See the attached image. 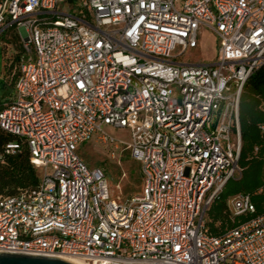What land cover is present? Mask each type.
Returning <instances> with one entry per match:
<instances>
[{
  "label": "built area",
  "instance_id": "obj_1",
  "mask_svg": "<svg viewBox=\"0 0 264 264\" xmlns=\"http://www.w3.org/2000/svg\"><path fill=\"white\" fill-rule=\"evenodd\" d=\"M8 31L22 55L0 129L17 141L0 165L25 151L39 181L0 195V253L264 264V214L217 237L204 219L240 175V99L264 65V0H0V37ZM205 31L214 60L183 61ZM109 128L129 130L121 143L140 164L141 192L124 202L78 154L96 137L118 148ZM228 205L255 212L249 195Z\"/></svg>",
  "mask_w": 264,
  "mask_h": 264
},
{
  "label": "trees",
  "instance_id": "obj_2",
  "mask_svg": "<svg viewBox=\"0 0 264 264\" xmlns=\"http://www.w3.org/2000/svg\"><path fill=\"white\" fill-rule=\"evenodd\" d=\"M8 41L12 42L3 47V89L0 93V111L8 103L14 92L17 78V66L22 55L20 40L14 31L4 34ZM3 35V36H4ZM5 43V42H4ZM239 119L242 136V150L239 156L240 178L228 181L223 189L211 202L205 221V233L208 236H220L226 231L234 229L243 222L264 214V193L253 195L252 175L246 168V153L259 143L258 129L264 127V65L256 70L244 85L239 108ZM17 141V138L6 134L0 129V150L7 143ZM39 171L29 160L24 151L20 155L7 158L4 165H0V195L13 196L19 191L33 189L39 181ZM243 194L249 195L255 212L248 215L235 217L227 210V199L231 196ZM228 212L234 217L229 219ZM219 224L216 227V224Z\"/></svg>",
  "mask_w": 264,
  "mask_h": 264
},
{
  "label": "rangeland",
  "instance_id": "obj_3",
  "mask_svg": "<svg viewBox=\"0 0 264 264\" xmlns=\"http://www.w3.org/2000/svg\"><path fill=\"white\" fill-rule=\"evenodd\" d=\"M0 41L12 45V42L8 41L5 35L0 37ZM216 51V36L209 31H205L200 37L198 50L191 53L187 52L182 57V60L195 63H209L214 60ZM3 58L4 50L0 47V93L4 87L2 82L4 73ZM106 132L116 140L118 148H115V144L103 143L96 137L90 142L81 145L78 154L90 169L100 168L105 172L109 184V195L113 198H119L124 202L129 198L139 195L141 192L140 164L130 158L125 145L121 143H128L130 141L128 129L115 130L109 128ZM226 204L228 210L229 205L228 203ZM210 206L205 211L204 219L206 222L208 221L207 212ZM228 215L229 219H234L230 212H228ZM218 226L219 224L217 223L216 227Z\"/></svg>",
  "mask_w": 264,
  "mask_h": 264
},
{
  "label": "crops",
  "instance_id": "obj_4",
  "mask_svg": "<svg viewBox=\"0 0 264 264\" xmlns=\"http://www.w3.org/2000/svg\"><path fill=\"white\" fill-rule=\"evenodd\" d=\"M239 131H240V140H241V150H242V136H241V126L239 119ZM258 138L259 143L254 145L252 150L248 151L246 154V168L248 174L252 175V183H255L256 186L253 188V195L259 196L264 193V127H259L258 129ZM240 150V152H241ZM237 178H240L237 177ZM236 178V179H237ZM241 195V194H237ZM231 196L227 199V203L229 204L231 199L235 196Z\"/></svg>",
  "mask_w": 264,
  "mask_h": 264
},
{
  "label": "water",
  "instance_id": "obj_5",
  "mask_svg": "<svg viewBox=\"0 0 264 264\" xmlns=\"http://www.w3.org/2000/svg\"><path fill=\"white\" fill-rule=\"evenodd\" d=\"M0 264H76L64 258L0 253Z\"/></svg>",
  "mask_w": 264,
  "mask_h": 264
},
{
  "label": "bare ground",
  "instance_id": "obj_6",
  "mask_svg": "<svg viewBox=\"0 0 264 264\" xmlns=\"http://www.w3.org/2000/svg\"><path fill=\"white\" fill-rule=\"evenodd\" d=\"M64 259H67V260H69L71 262H74L76 264H85V263H83L82 261H80L79 259H76V258H64Z\"/></svg>",
  "mask_w": 264,
  "mask_h": 264
}]
</instances>
